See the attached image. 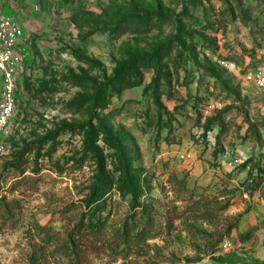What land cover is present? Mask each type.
Segmentation results:
<instances>
[{"label":"rangeland","instance_id":"374dc122","mask_svg":"<svg viewBox=\"0 0 264 264\" xmlns=\"http://www.w3.org/2000/svg\"><path fill=\"white\" fill-rule=\"evenodd\" d=\"M0 11L27 46L0 156V197L19 205L12 218L0 206V264H71L50 251L98 176L110 225L131 207L129 179L155 234L127 258L97 243L84 264H264V91L243 76L264 49V0H0ZM214 115L222 131L205 130Z\"/></svg>","mask_w":264,"mask_h":264},{"label":"trees","instance_id":"16d2710c","mask_svg":"<svg viewBox=\"0 0 264 264\" xmlns=\"http://www.w3.org/2000/svg\"><path fill=\"white\" fill-rule=\"evenodd\" d=\"M126 26L127 25L120 27L121 30L118 34L124 32ZM157 89L158 87L156 86L153 91L155 100L158 99ZM211 124L218 125L220 131H222L225 126V122L220 115L208 117L206 119L205 130H208ZM33 170L38 172L37 168H33ZM124 171L126 177H128V167H125ZM23 173V168L19 169V178L12 184V189L28 178V176ZM99 177L100 176L96 179L91 194L82 201L83 207L86 210L81 212L79 219L67 232L65 243L57 246V249L53 248V250L51 249L52 251H50L53 255L55 252L58 254L62 253L63 256L69 257L71 264H84L86 260L85 253L97 243H102L110 256H120V254H122L123 258H127L133 253H139V251L142 253L147 252V240L155 234L152 233L151 225L148 223L146 217H143V214H147L148 212H146L141 204L134 203L137 191L134 186H131L132 184L129 179L127 187L123 190L122 197L127 194L131 195V207L128 208L127 213L119 224L110 225V216L112 213L111 203L113 201L110 202L109 206L107 205L106 198L102 197L103 195L100 193L99 187L103 182ZM0 206L2 214L6 215L8 218H12L13 211L19 208L17 199L6 202L5 196L0 197ZM106 207H108L106 211L100 209ZM138 207H142L141 211L137 209ZM39 229H41V227H39ZM45 235L48 239L50 238L48 233H45ZM54 244L55 243L50 241L48 242L49 246ZM58 250H63V252ZM42 256L45 257L44 254H42ZM36 262L37 257L33 254L30 257L29 264H36Z\"/></svg>","mask_w":264,"mask_h":264},{"label":"built area","instance_id":"2783aa9c","mask_svg":"<svg viewBox=\"0 0 264 264\" xmlns=\"http://www.w3.org/2000/svg\"><path fill=\"white\" fill-rule=\"evenodd\" d=\"M27 56L26 34L22 24L12 15L0 11V156L4 141L9 135V124L16 105L15 78ZM260 63L244 73V79L264 91V49L260 51ZM226 67L238 69L233 62L221 61ZM264 141V124L260 128Z\"/></svg>","mask_w":264,"mask_h":264}]
</instances>
